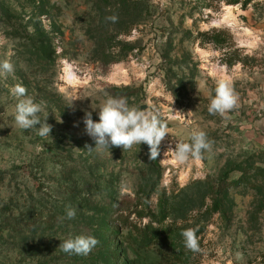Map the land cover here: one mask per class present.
I'll return each instance as SVG.
<instances>
[{"label":"rangeland","instance_id":"374dc122","mask_svg":"<svg viewBox=\"0 0 264 264\" xmlns=\"http://www.w3.org/2000/svg\"><path fill=\"white\" fill-rule=\"evenodd\" d=\"M8 58L0 264H264V0H0ZM220 80L238 96L227 121L208 112ZM17 83L42 104L49 137L15 124ZM108 97L160 113L156 160L143 143L86 149L85 113L98 121ZM198 130L210 149L177 161ZM69 206L76 217L61 221ZM79 234L99 240L88 255L58 248Z\"/></svg>","mask_w":264,"mask_h":264},{"label":"clouds","instance_id":"9594fccd","mask_svg":"<svg viewBox=\"0 0 264 264\" xmlns=\"http://www.w3.org/2000/svg\"><path fill=\"white\" fill-rule=\"evenodd\" d=\"M112 23L118 21V16L111 15L106 18ZM11 54H9L10 57ZM15 66L11 59L0 61V77L5 79L14 75ZM10 93L16 98L14 119L15 124L24 130H37V135L42 138L50 136L51 125L46 122L47 116L42 121L40 113L43 111L41 103L34 102L27 95V89L17 83L10 89ZM147 105V104H146ZM238 105L236 95L231 83L220 80L215 88V95L210 98L208 112L212 115L219 114L225 121L230 119L228 113ZM98 121H94L91 112L84 116L85 131L95 143L93 148L86 145V149L102 152L111 147H122L124 151L130 150L134 145L146 144L149 147V159L156 160L159 155V145L168 134V125L161 118L160 113L147 105L145 110L141 107L130 106L124 97H108L98 108ZM39 125V127H37ZM211 145L204 131H193L190 134V142L177 143L174 155L179 162H185L190 157L200 159L202 152L210 149ZM38 150H40L38 146ZM76 209L69 206L66 208L63 219H74ZM197 229L188 228L181 232L185 247L192 252H199L200 244L196 235ZM99 240L92 235L79 234L69 236L59 245V249L69 255H88L97 245Z\"/></svg>","mask_w":264,"mask_h":264},{"label":"water","instance_id":"95a60500","mask_svg":"<svg viewBox=\"0 0 264 264\" xmlns=\"http://www.w3.org/2000/svg\"><path fill=\"white\" fill-rule=\"evenodd\" d=\"M146 108L144 107L142 110H145Z\"/></svg>","mask_w":264,"mask_h":264}]
</instances>
